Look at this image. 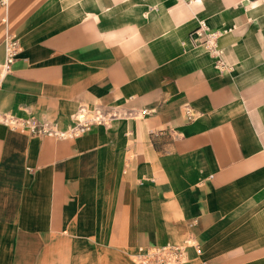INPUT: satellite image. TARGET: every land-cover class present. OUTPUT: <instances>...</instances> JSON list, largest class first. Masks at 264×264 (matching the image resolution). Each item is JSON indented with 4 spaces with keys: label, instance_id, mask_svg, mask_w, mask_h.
I'll return each instance as SVG.
<instances>
[{
    "label": "crops",
    "instance_id": "crops-1",
    "mask_svg": "<svg viewBox=\"0 0 264 264\" xmlns=\"http://www.w3.org/2000/svg\"><path fill=\"white\" fill-rule=\"evenodd\" d=\"M5 33L0 115L120 118L0 124V264H134L187 238L185 264H264V0H7L0 62Z\"/></svg>",
    "mask_w": 264,
    "mask_h": 264
},
{
    "label": "built area",
    "instance_id": "built-area-1",
    "mask_svg": "<svg viewBox=\"0 0 264 264\" xmlns=\"http://www.w3.org/2000/svg\"><path fill=\"white\" fill-rule=\"evenodd\" d=\"M7 0H0L5 5ZM5 22V21H4ZM198 37H202L201 46L219 56L220 51L216 47L219 32L209 31L203 24L200 25ZM3 59L0 62V88L4 79L11 73L12 66L19 53V40L12 33H5L2 39ZM120 118L116 111H105L101 108L92 112L80 108L75 115L76 124L68 132H59L48 121H38L35 118L21 119L8 114L0 115V124L5 125L11 131L27 133L31 136H45L57 139L76 137L89 132L94 126H109L114 120ZM196 247L192 238H187L181 244H165L162 246L139 247L133 254L134 264H185L187 251Z\"/></svg>",
    "mask_w": 264,
    "mask_h": 264
}]
</instances>
